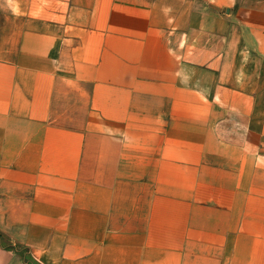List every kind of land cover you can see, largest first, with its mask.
I'll return each mask as SVG.
<instances>
[{"label": "crops", "instance_id": "crops-1", "mask_svg": "<svg viewBox=\"0 0 264 264\" xmlns=\"http://www.w3.org/2000/svg\"><path fill=\"white\" fill-rule=\"evenodd\" d=\"M264 0H0V264H264Z\"/></svg>", "mask_w": 264, "mask_h": 264}, {"label": "built area", "instance_id": "built-area-1", "mask_svg": "<svg viewBox=\"0 0 264 264\" xmlns=\"http://www.w3.org/2000/svg\"><path fill=\"white\" fill-rule=\"evenodd\" d=\"M263 115H264V112H263ZM261 146H262V149L264 150V133L262 134Z\"/></svg>", "mask_w": 264, "mask_h": 264}]
</instances>
